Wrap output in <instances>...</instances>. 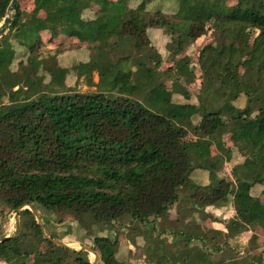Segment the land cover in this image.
<instances>
[{"label":"trees","instance_id":"16d2710c","mask_svg":"<svg viewBox=\"0 0 264 264\" xmlns=\"http://www.w3.org/2000/svg\"><path fill=\"white\" fill-rule=\"evenodd\" d=\"M11 1L0 0V24ZM167 1L33 0L32 11L18 4L0 38V216L32 205L46 228L40 212L71 214L92 238L97 264H123L118 229L135 241V224L148 264H264V248L242 252L237 240L245 231L264 235V0H174L171 14ZM209 25L214 42L199 55L194 95L179 80L195 81L190 63L162 70L174 59H164L152 36L163 32L169 52L185 51ZM42 34L76 42L50 49ZM81 45L89 60L63 66L60 56ZM69 75L88 90L69 86ZM237 153L244 160L221 176ZM197 171L208 184L192 179ZM230 205L235 216L220 238L193 220ZM18 218L19 232L0 242V262L92 264L91 253L46 239L29 209Z\"/></svg>","mask_w":264,"mask_h":264},{"label":"rangeland","instance_id":"374dc122","mask_svg":"<svg viewBox=\"0 0 264 264\" xmlns=\"http://www.w3.org/2000/svg\"><path fill=\"white\" fill-rule=\"evenodd\" d=\"M113 1H120V0H113ZM235 0H231L232 3H234ZM138 3V0H132L131 6L135 7ZM19 5L22 10L26 11H32L33 6V0H19ZM156 7L152 6L151 10L154 11ZM163 9L166 13H173L175 11V1L174 0H168L163 4ZM93 16V13H87L86 17L91 18ZM212 28L211 25H209L207 34L200 38L195 45H191L187 50L182 51L181 49H178L177 46L173 45L170 49V52L167 50V45L169 43V40L167 37L163 34V32H158L155 35L152 36L153 44L158 48L161 53L164 55V59L168 60L170 57V53H172L173 61L165 62L163 64L162 70H168L171 69L172 71H175V67L178 64H184L189 62L190 63V70L194 72L196 75V79L194 82L189 83L186 78H179L181 83H183L190 92L194 95H197L201 90L202 85V72H201V65L199 63V55L201 53V50L207 46L210 43L214 42V36L212 34ZM49 35V36H48ZM252 35H256V33H252ZM42 40L44 43H46V46L50 49L56 48V47H66L67 45H73V43L76 42V40L68 39L65 37H58L57 39L52 40L50 37V34H42ZM79 48V49H78ZM78 48H74L66 53H64L62 56H60V61L63 66L72 67L75 64L79 63H85L89 60V49L85 45H81ZM84 70L83 67L78 68V73H82ZM76 76L69 75L67 78V84L69 86H76L80 91H87L88 87L86 86L84 82V78H79V82L76 80ZM95 80L98 81V76L95 77ZM169 89L171 88V82L167 83ZM252 88L248 90V94L252 93ZM174 101L177 103H185L187 102L183 97L181 96H175ZM191 103H197V100L195 98H192L190 100ZM246 104V98L242 96L237 102L236 105L240 108H243ZM191 139V137H190ZM225 141L227 142V146L231 147L232 143H230V137L225 136ZM214 154H216V151H214ZM244 160L243 157H241L238 153L234 155L233 161L231 163L226 164L224 170L221 173V176L223 177H230L231 171L233 166L236 163H240ZM204 174V172L197 171L194 172L192 175V179L197 182V184L202 185L203 181L205 182V179L201 181V175ZM260 191V188L257 189L254 194L257 195ZM261 200L259 204H262ZM231 206L229 207H223V208H215L210 207L206 208L205 210L209 213L205 212L206 217L204 219L201 218V215L199 214H193V220L201 226V228L209 232L213 237L220 238L225 233L228 232L227 230V223L229 220H231L232 216H234V210L231 209ZM42 216H44L46 219L49 220V223L47 225L46 233L49 235H58L62 238V242L68 245L70 248H73L75 250H81V245H85L88 247H92L93 241L92 238L88 236V233L81 229L80 226L75 222L74 217L71 214L66 215H57L53 214L52 212H40ZM211 213V214H210ZM8 218V219H7ZM5 219H2L0 216V224L5 221V224L3 226V230L7 236H11L16 231L17 226V220L19 218H16L15 213H10L9 217ZM172 219L177 218V209L173 208L171 210V217ZM2 220V221H1ZM136 230H135V236L136 240L132 241L130 236L131 232H129L127 229H118V235L120 240V250L118 259L123 264H148L145 261L144 257L142 256V246H143V239L142 234L143 231L139 224H135ZM238 242L242 245V252H245L246 249L252 245L256 244L259 245L260 248H264V235L260 232L253 233L252 231H245L240 234L238 237ZM47 245H44V248ZM207 247H212V244H208ZM139 249V250H138ZM141 252V253H140ZM255 253H259V250H256ZM90 259L92 263L95 261L96 257L92 253L90 254ZM32 263V260L29 261V264ZM0 264H4L3 262H0Z\"/></svg>","mask_w":264,"mask_h":264},{"label":"water","instance_id":"95a60500","mask_svg":"<svg viewBox=\"0 0 264 264\" xmlns=\"http://www.w3.org/2000/svg\"><path fill=\"white\" fill-rule=\"evenodd\" d=\"M18 4H19V0H12L11 1L10 5H9V7L7 9V16L3 19L2 23L0 24V38L6 34L9 26L11 25L12 20L17 15V6H18ZM25 209H29L35 215L36 220L39 223V225L41 227V230L43 232V235H44V237L46 239L50 240L51 242H53L56 245L69 247L65 243H63L61 241L54 240V239H52L51 237L48 236V234L46 233L44 222H43L40 214L38 213V211L32 205H25V207H21L18 210H16L15 211L16 218H18L19 213L22 210H25ZM18 232H19V219L17 220V226H16L15 235ZM9 238H11V236L4 237V238L0 239V242H2L4 240H7ZM81 250H85V251L95 255L96 259H95V261L92 264H97L99 256L95 253L94 249H92L91 247L85 246V245H81Z\"/></svg>","mask_w":264,"mask_h":264},{"label":"crops","instance_id":"0c3cea01","mask_svg":"<svg viewBox=\"0 0 264 264\" xmlns=\"http://www.w3.org/2000/svg\"><path fill=\"white\" fill-rule=\"evenodd\" d=\"M201 181H203L204 179H205V182L203 181V184L202 185H206V184H208V182H209V176H208V174L207 173H204V174H202L201 176ZM261 190V189H260ZM231 206V208H230V210L231 209H233L234 210V207H233V205H230ZM229 207V206H228ZM208 208H210V207H208ZM235 211V210H234ZM205 212L206 213H208L206 210H205ZM209 214V213H208ZM211 214V213H210ZM234 216H235V212H234ZM234 216H232L231 218H233ZM172 219V218H171ZM172 220H175V219H172Z\"/></svg>","mask_w":264,"mask_h":264}]
</instances>
